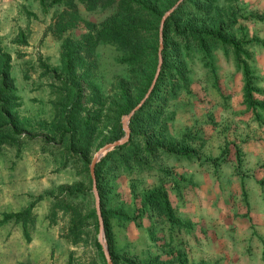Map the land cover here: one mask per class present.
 Returning <instances> with one entry per match:
<instances>
[{"label": "rangeland", "instance_id": "374dc122", "mask_svg": "<svg viewBox=\"0 0 264 264\" xmlns=\"http://www.w3.org/2000/svg\"><path fill=\"white\" fill-rule=\"evenodd\" d=\"M97 1L88 10L80 0L45 9L38 0H0V47L10 57L12 114L21 122L0 135V264H102L90 218L97 190L89 164L123 136L127 114L119 109L125 99L137 101L140 87L128 54L107 44L80 51L74 73H63L61 43L81 42L114 10ZM211 1L196 17L206 20L208 32L217 26L233 46L176 50L172 43L166 62L178 74L173 88L164 89L163 135L133 136L136 146L148 141L151 156L141 151L135 165L128 145L122 150L128 164L114 173L109 168L99 181L106 188L103 208L127 216L108 219L111 264H225L227 254L216 257L225 250L223 232L231 230L236 207L247 204L248 183L264 185V157L255 162L246 155L264 152V0ZM244 67L253 108L244 102ZM157 192L178 222L143 205ZM28 206L30 216L2 221ZM103 239L107 248L104 231Z\"/></svg>", "mask_w": 264, "mask_h": 264}, {"label": "trees", "instance_id": "16d2710c", "mask_svg": "<svg viewBox=\"0 0 264 264\" xmlns=\"http://www.w3.org/2000/svg\"><path fill=\"white\" fill-rule=\"evenodd\" d=\"M40 6L45 9L47 6H55L67 0H38ZM82 3L86 2L87 9L95 7L97 0H80ZM177 0H107L106 5L111 6L114 10L97 26H91L90 29L82 36L79 43H72L65 40L61 43L60 49V64L66 78L74 73L75 66L78 61V54L80 51L92 50L93 47L99 44H107L114 46L119 50L128 54L126 62L130 66H135L133 69L137 75L139 92L137 101L128 105L127 99L124 100L123 105L119 109L120 115H126L128 112L138 104L142 99L145 91L153 79L155 67L157 66V51H158V27L162 15L176 2ZM104 4V0H101ZM211 0H182L177 8L164 20L161 29L162 50L160 56L162 64L155 80L154 86L142 104V106L134 112L128 121V128L130 136L126 143L107 152L98 162L95 163L93 172L95 179V187L99 200V214L102 220L104 238L107 243V251L110 260H115L109 247V218L117 220H125L127 216L120 210H105L102 206L103 193L106 188L100 185V179H104V173H108L109 168L114 173L116 170L124 168L128 164L129 158L122 154V150L130 145L129 152L132 154V163L137 165L139 153L144 151L145 154L151 156L154 152L153 147L145 139L141 142L142 146H136L133 143V136L140 132L158 131L159 135H163L165 128V121L162 119V110L165 107L167 100L165 88L169 90L173 88L174 81H172L173 74H176V69H172L167 65L166 54L174 48L178 50L179 46H187L194 44L201 51L206 50V44H222L223 46H231L233 43L224 39L221 35L220 29L212 27L210 32L206 31V20L202 17H196L197 13L201 12L202 6H210ZM201 16V15H199ZM172 43L174 48L171 49ZM233 46V45H232ZM236 45L234 44V47ZM176 54V51H174ZM10 57L3 52L0 47V135L12 132L21 126L18 118L12 114L13 108L17 105L14 103V86L9 75ZM178 74V71H177ZM243 97L244 102L249 108L257 105V102L252 98L254 89L250 85L249 72L246 67L243 69ZM122 94L126 96L125 91ZM74 98H76L74 96ZM74 102V99L72 100ZM13 116V117H12ZM83 136L87 133L85 121L82 122ZM122 134L119 129L117 138ZM160 140L157 137L155 148L158 149ZM181 155H185L182 153ZM88 160L85 161V168ZM143 205L153 206L158 212L162 213L168 221L178 222L173 217L168 200L163 192L148 195L143 202ZM31 206H28L21 211L3 215L2 221L8 218H13L20 221L25 217L30 216ZM90 218L93 219V226L97 228V216L95 209L90 212ZM25 234V231H24ZM95 249L99 255L102 264H105L104 256L101 247L97 241L94 242ZM70 264V263H68Z\"/></svg>", "mask_w": 264, "mask_h": 264}, {"label": "crops", "instance_id": "0c3cea01", "mask_svg": "<svg viewBox=\"0 0 264 264\" xmlns=\"http://www.w3.org/2000/svg\"><path fill=\"white\" fill-rule=\"evenodd\" d=\"M246 155L255 162L264 157V152H248ZM250 192L247 204L238 205V216L232 219L231 230H224L227 238L225 250L217 249L216 257L227 254L225 264H264V185L248 183ZM239 208V209H238ZM226 220V225H230ZM221 253V254H220Z\"/></svg>", "mask_w": 264, "mask_h": 264}, {"label": "water", "instance_id": "95a60500", "mask_svg": "<svg viewBox=\"0 0 264 264\" xmlns=\"http://www.w3.org/2000/svg\"><path fill=\"white\" fill-rule=\"evenodd\" d=\"M182 0H177L161 17L160 22H159V27H158V51H157V66H156V70L153 76V79L150 83V86L148 87L146 93L144 94V96L142 97V99L139 101V103L137 105H135L126 116H124L122 118V131H123V136L120 139H117L113 142L107 143L105 145H103L92 157L90 164H89V176L91 179V183H92V188L95 189V179H94V172H93V168L95 163L102 158L107 152L123 145L124 143L127 142L128 138H129V129H128V121L130 120L131 116L134 114V112H136L141 106L142 104L145 102V100L148 98L155 80L157 78L158 72H159V68L161 65V56H160V51H161V29H162V24L164 22V20L177 8V6L181 3ZM94 199H95V211H96V215H97V224H98V237H97V242L100 245L101 249H102V253L104 256V259L106 261V264H111V260L107 251V248L105 246L104 243V239H103V231H102V224H101V218L99 215V210H98V196L96 194V192L94 193Z\"/></svg>", "mask_w": 264, "mask_h": 264}]
</instances>
